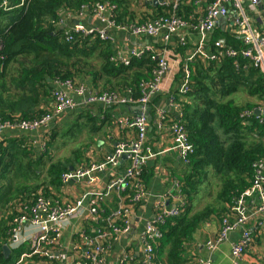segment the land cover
<instances>
[{
  "label": "trees",
  "instance_id": "1",
  "mask_svg": "<svg viewBox=\"0 0 264 264\" xmlns=\"http://www.w3.org/2000/svg\"><path fill=\"white\" fill-rule=\"evenodd\" d=\"M139 2L141 0H9L8 8L0 5V120L39 118L49 110L44 104L51 95L50 81L83 72L89 74L101 91L123 94L130 90L131 96L137 98L139 83L151 78L156 67V60L149 52L130 58L127 65L119 64L110 59L117 50L111 39L72 34L68 40L57 25L64 13L74 15L82 5L96 3L114 6L112 19L116 23H128L136 20L135 12L129 10L130 4ZM184 7L187 11L195 10L194 5L184 4ZM177 13L180 15V10ZM167 15L160 9L151 18ZM145 19L147 17L139 20ZM176 35L170 37L172 41L177 39ZM210 36L207 48L212 51H215L213 42L219 37L225 39L227 46L235 49L243 46L220 27ZM186 46L173 43L171 48L184 53ZM236 61L234 64L231 58L220 54L214 60L196 58L188 63V90L181 93L176 87L172 92L194 152L183 165L181 174H176L185 199L183 210L162 227L163 236L155 249L153 264H159L162 258L165 264H194L185 257L184 244L198 226L212 218L221 219L229 212L239 194L249 186L254 164L264 159V112L260 115L252 112L250 116L244 113L264 107V73L241 57ZM243 89L258 101L236 106L230 96ZM78 117L66 122L78 125ZM83 117L92 122L93 127L96 122L99 125L104 122L87 114ZM98 127L95 126L94 132ZM59 128L60 124L44 133L38 148L29 141L32 136L28 133L0 141V264L8 262L2 246L8 239L9 222L19 204L33 198L39 190L56 187L60 172L81 161L79 156L83 149L79 148L64 160H51L52 143ZM144 171L143 167L142 181L146 176ZM210 171L217 178L215 197L194 209L192 203L198 186Z\"/></svg>",
  "mask_w": 264,
  "mask_h": 264
},
{
  "label": "built area",
  "instance_id": "2",
  "mask_svg": "<svg viewBox=\"0 0 264 264\" xmlns=\"http://www.w3.org/2000/svg\"><path fill=\"white\" fill-rule=\"evenodd\" d=\"M8 0L0 1V5L6 8ZM150 1V0H145ZM185 0H171V14L158 17L154 20L142 23H119L112 19L114 6L104 4H93L91 6L82 5L76 16V20L82 18L85 13H90L96 18L103 28L85 27L76 23L64 34L66 39H71L72 34L83 36H98L102 39L116 41V34L123 33L134 37H144L147 39L161 36L164 46L156 49L151 44H145L142 48H130L126 52L118 51L111 58L116 63L127 65L130 58L141 57L145 52L151 54L156 60V67L152 70V77L142 80L139 83L140 95L132 98L130 95L123 96L116 91L87 92L84 86L75 85L71 80L55 79L51 90L52 106L39 118L22 119L13 122H2L0 120V136L5 129H14L21 133H32L39 129L49 130L50 122L68 111H74L79 106L102 103L105 105H117L131 103L137 106V113L129 119H118V126L135 131V137L128 141H119L112 151L105 154L100 161H93L84 166H77L62 171L59 179L62 184L74 182H87L95 184L99 174L109 166L115 167L119 161L126 159V166L121 175L113 176L109 179L104 191H86L73 202H59L51 198V195L39 190L33 198L20 203L17 211L12 216L8 229L7 245L10 249H16L25 243L30 245L29 252H19L13 264H33L32 258L42 257L50 261L55 260V264H107L105 253L111 249L113 242L124 233L129 232L128 217L130 209L125 205L128 200L133 203H141L147 190L143 184L140 174L146 162L156 154L146 145L149 103L154 96L163 92L162 83L170 70V64L166 57V45L173 34H179V43L184 44L188 36L186 30L196 31L199 35L198 41L190 52L186 55L182 66V77L178 84V90L185 93L190 82V70L188 63L196 58H209L214 60L220 56L231 58L234 64L236 58L241 57L247 63L260 69L264 73V52L260 46H264V36L257 38L253 33L247 19L237 13L232 22L236 24L243 46L233 48L227 46L221 40H215L213 46L215 51L207 48L210 34L218 21V16H224L228 12L227 4H230L237 11L241 9L244 1L253 8L264 4V0H214L206 7L204 16L197 22L187 23L175 13L180 4ZM69 15V13H68ZM70 16V15H69ZM159 50V51H157ZM218 52V53H217ZM247 67V65H243ZM130 93L126 90L125 93ZM72 94L74 96H71ZM80 98V100H75ZM170 102H175L174 95L169 94ZM177 107V106H176ZM259 115L264 112V107H256ZM252 110H245L246 115H251ZM249 115V116H250ZM157 128L167 129L171 138V146L167 150L176 152L182 165H186L189 156L194 152L192 144L187 138L184 124L181 122V113L176 120H169L167 115L160 110L156 111ZM254 174L251 182L234 201L229 212L220 219V228L214 239L205 242L206 249L211 253L216 252L221 243L228 240L230 232L240 230L239 238L231 243L230 255L232 261L229 264H239L245 251L253 245L254 236L249 229L253 225L254 229L260 232L264 229V159H259L254 164ZM85 180V181H84ZM115 190L121 194L119 204L116 209L109 211L104 217L100 215V201L109 192ZM128 190L132 191L129 193ZM185 199L178 186V180L174 179L171 188L162 193L155 194L153 200V215L145 223L139 235V245L141 258L138 264H153L155 249L158 241L163 236L162 227L167 220L181 214ZM86 204L85 219L95 224L91 232L77 230L71 238V245L64 246L61 237L71 220L77 218L81 209ZM76 235H78L76 237ZM71 251L70 256L65 251ZM70 258L71 263L66 259ZM134 260L133 251H122L117 264H131ZM37 264V263H35ZM196 264H212L211 259L198 260Z\"/></svg>",
  "mask_w": 264,
  "mask_h": 264
},
{
  "label": "crops",
  "instance_id": "3",
  "mask_svg": "<svg viewBox=\"0 0 264 264\" xmlns=\"http://www.w3.org/2000/svg\"><path fill=\"white\" fill-rule=\"evenodd\" d=\"M213 1L214 0H185L182 4L179 5L175 13L180 18L183 17L182 19L185 20L187 23L197 22L204 16L207 5ZM8 2L9 0L7 1V3ZM184 4L194 5L195 10L187 11L184 7ZM130 5L131 6L129 7V10H133L135 12V19L138 21H143L139 19H144L145 17H147V19H145V21L143 22L154 20L155 18H151L152 15L157 13L160 9L162 10V12L165 11L168 15L171 14V0H141L138 5ZM7 6L6 8H8ZM227 8L228 12L226 15L218 16V21L214 26V29L216 27H220L229 36H232L234 39L241 42V37L238 33V28L236 27V24L232 22L234 17H238L237 13H239V15H243L247 19L251 29L253 30V33L257 38H260V36H264V4L253 9L248 4V2L244 1L242 3L241 9L238 11L233 8V6H231L230 4H227ZM179 10L181 12L180 15L177 13ZM69 15L67 13H64L57 25L59 30H64V34L67 32V29L72 28V26L75 25L77 22L84 25L85 27H96L99 29L103 28V25L96 18L91 16L89 12H87V15L83 13L84 16L79 20H76V16L72 17L71 15ZM136 20L130 22L142 23ZM186 31L188 32V36L186 37L187 34L184 35L186 39V42L184 44L179 43L180 35L175 34L177 36V39H175V41H172L170 38L168 40V44L165 46L167 49L166 57L170 64V70L165 76L162 83L163 92L158 94L157 96H154L151 102L149 103L148 107L151 106L149 110H152V112L149 114L147 109L148 126L146 145L150 148L152 152L156 154L153 158L149 159L143 166L146 176L144 177V181L142 182L143 184H145L147 195L141 203H133L128 200L125 201V205L130 209V215L128 217L129 232L121 234L113 242L111 249H109L105 253L104 257L106 259L107 264H117L120 253L125 250L134 252V260L131 262V264H138V261L141 258L139 235L142 232L145 223L153 215V200L155 198V194L162 193L165 190L171 188L174 179L177 180L176 174H181L183 165L179 161L176 152L173 150H167V148L171 146V138L168 130L166 128H157L156 111H163L167 115V118L171 121L176 120L180 116L178 102L175 101L172 104L169 99V94H173L172 92L175 90V88H178V84L180 83L182 77V66L184 65L186 55L188 54V52L193 50L196 41H198L199 38V35L196 31ZM218 40H221L225 43V39L223 37H219ZM114 43L117 50L115 51V54L113 56H115L120 50L124 53L133 47L142 48L147 43L151 44L152 46L153 43H156L157 45H154L153 47L159 50H161L162 46H164L161 36L147 39L144 37H134L123 33L116 34V41H114ZM173 43L179 44L181 46L187 45L185 47L186 50L184 51V53H180L177 50L171 48ZM259 48L264 52V46H260ZM113 56H111L110 59ZM179 72L180 79L178 80ZM55 79L71 80L75 85L84 86L87 92H105L99 90V87L92 82L89 74L85 72L74 74L72 77L67 78L55 77L50 81V85L52 88L53 81ZM127 94L131 96V92H124L121 95L127 96ZM69 95L74 96L72 94ZM49 96L51 99L48 98L44 105H46L45 107L49 106L50 108L52 106L53 98L52 95ZM75 100L78 101L80 100V98H75ZM136 113L137 106L131 103L117 105H105L102 103H95L83 107L79 106L76 110L72 112L68 111L62 114L61 116L54 118L49 124V129H52L53 127L59 125V122L64 117L66 118L63 120L68 121L73 120L74 118L76 119L80 114H84L83 116L87 114L90 117L95 116L99 120L104 119V122L101 123V125H99V122H96L99 127L97 128L98 131L94 132V128L95 126H97L96 124L93 127L92 122H87L85 117H78L83 118L82 122H78V125L75 124L76 127L74 126L78 130H80L79 127L87 126L90 124L89 132L85 133L88 135V139L87 142L73 149H83V154L79 156V159H81V161L78 163L75 162V164L73 165H68L64 170L71 169L77 166H84L93 161H100L104 158L105 154L113 150L117 142L123 140H132L136 135L135 131L128 128L119 127L117 120L120 118L129 119ZM63 125L66 126L65 123ZM86 129L88 130V128ZM50 130L44 132L43 129H39L32 133H28L32 136V138H30L31 140L29 141L33 143V146L37 148L40 147L42 145L41 139L43 137V134ZM100 132L101 135H98V133ZM19 133L21 132H18L14 129H5L0 136V141H3L5 137L18 136ZM125 166L126 159L122 158L117 166H109L105 171L99 174L98 181L94 185L87 184L85 180V182L81 181L62 184L61 180L58 179V185L56 187L54 186L55 188L52 186H48L47 189H44L42 191L47 195H51V198L56 201L63 203L68 201L73 202V200L79 198L81 194L86 191H104L109 179L113 176L121 175ZM172 170L174 171V173H172ZM120 196L121 194L117 193L115 190L105 195L104 198L100 201V215L104 217L109 211L116 209L117 205L119 204ZM85 215L86 204L84 205L83 209H81L77 218L71 220V224L66 226V229L61 237V243L64 246L69 247L71 245V238L77 230H85L88 233L93 231L91 229L95 226V224L85 219ZM219 228L220 218H212L211 220L204 222L203 224L198 226L192 233L191 239L184 244L185 257L188 259H192L194 261V264H196L197 261L200 259L204 260L207 258L211 259L212 264L231 263L232 257L230 255V246L231 243L236 242L238 240L240 230L230 232L228 240L221 243L216 252L210 254V252L205 247V242L209 239H214L219 231ZM249 229L251 230V233L254 236L253 245L245 251L244 255L239 261V264H264V229L258 232L256 229H254L253 225H249ZM77 236L78 235H76V237ZM7 243L8 242L6 241L4 245H7ZM21 250L23 252H29L30 245L25 243L24 245L16 247V249L9 248V255L8 257H6L8 259L7 264H13L14 262L9 263L10 258L14 256L15 261ZM65 254L67 256H70L71 251H65ZM31 260L33 261V264H55V260L50 261L47 258L42 257L35 256ZM66 261L71 263L70 258H67ZM159 264H165L164 258L159 261Z\"/></svg>",
  "mask_w": 264,
  "mask_h": 264
},
{
  "label": "rangeland",
  "instance_id": "4",
  "mask_svg": "<svg viewBox=\"0 0 264 264\" xmlns=\"http://www.w3.org/2000/svg\"><path fill=\"white\" fill-rule=\"evenodd\" d=\"M9 77H11V74H9ZM9 81L10 79H8V82ZM230 98L234 100V104L238 107L243 106L246 103H255L258 101V99L254 95L249 96L248 92L244 89L239 90L236 93L232 94ZM65 118L66 117L62 118L61 121L59 122L60 128L57 131L56 139L52 143L53 146L51 148V155H52L51 160H57V159L64 160L66 157L71 156V153L74 148L87 142L88 135L85 133L89 132L90 124L87 126L79 127L80 130H83L80 131L77 128H75L76 126L74 127L72 121L66 122L67 120H63ZM82 121L83 118L77 119V122H82ZM64 123L66 124V126L63 125ZM86 128H88V130ZM63 130H66L68 133L66 135H63L62 134ZM98 135H101V132L98 133ZM44 160L47 161L46 158ZM203 180H204L203 183L198 186L195 199L193 200L192 203L194 209H199L205 203L211 202L212 198L215 197V190L217 187L216 175L212 171H210L206 179ZM12 262H14V256H12L9 260V263Z\"/></svg>",
  "mask_w": 264,
  "mask_h": 264
},
{
  "label": "water",
  "instance_id": "5",
  "mask_svg": "<svg viewBox=\"0 0 264 264\" xmlns=\"http://www.w3.org/2000/svg\"><path fill=\"white\" fill-rule=\"evenodd\" d=\"M254 112L258 114L259 113V110L258 109L257 110L255 109ZM2 252H3V254H4L5 257H8V255H9V247L7 245H3L2 246Z\"/></svg>",
  "mask_w": 264,
  "mask_h": 264
}]
</instances>
